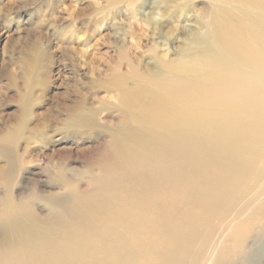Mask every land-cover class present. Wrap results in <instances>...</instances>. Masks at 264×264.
Here are the masks:
<instances>
[{"label":"rangeland","instance_id":"374dc122","mask_svg":"<svg viewBox=\"0 0 264 264\" xmlns=\"http://www.w3.org/2000/svg\"><path fill=\"white\" fill-rule=\"evenodd\" d=\"M251 53L264 0H0V264H167L170 230L264 264Z\"/></svg>","mask_w":264,"mask_h":264},{"label":"bare ground","instance_id":"6f19581e","mask_svg":"<svg viewBox=\"0 0 264 264\" xmlns=\"http://www.w3.org/2000/svg\"><path fill=\"white\" fill-rule=\"evenodd\" d=\"M258 13V12H257ZM217 20L215 21V24H213V26L217 25ZM212 28V26H211ZM218 32H219V26H216ZM213 29V28H212ZM216 32L214 29L213 31H210L208 29V32L205 34L204 38L205 40H211L212 39V35L213 37L215 38L216 36ZM215 33V34H213ZM219 35V33H217ZM217 50H219L220 53L223 52V50L220 48H217ZM218 52V51H217ZM218 52V53H219ZM252 57V63L255 62L256 65L254 66V69H252L251 71H249L244 79H242L241 81H244L245 83L241 84L240 82L237 84L236 87H239V86H243L245 87L244 90H250V91H253V92H262V90H264V61H261L260 58H263L264 60V55H255L254 53H251ZM221 56V55H219ZM219 80L218 82H220V88H228L230 89L232 86L230 85V79L232 80L233 76L229 75V73H226V75H222L221 77H218ZM241 79V78H240ZM161 80V79H160ZM229 82V83H227ZM251 88V89H250ZM210 93V92H209ZM212 95V94H211ZM217 96V95H216ZM223 97H225V95H223ZM213 99V98H212ZM216 99V98H215ZM217 100V99H216ZM215 103V102H214ZM215 105V104H214ZM227 105V104H226ZM235 105V104H234ZM245 110V109H244ZM242 111V110H241ZM249 111V110H248ZM223 113V112H222ZM241 113V112H240ZM214 114V113H213ZM200 116V114H199ZM239 116V115H238ZM243 115H241L242 117ZM264 118V117H263ZM193 119V118H192ZM194 120V119H193ZM198 120V119H197ZM165 121V120H164ZM166 122V121H165ZM172 122H174L172 120ZM164 123V122H163ZM175 123V122H174ZM173 130V128H172ZM177 134V133H176ZM196 140V139H195ZM198 144V143H197ZM182 151V150H181ZM180 151V152H181ZM226 154V153H225ZM229 154V153H228ZM201 157V156H200ZM213 158V157H212ZM231 158V157H230ZM235 159V158H234ZM239 160V159H237ZM200 161V160H198ZM250 162V161H249ZM252 162V161H251ZM241 165V163H240ZM248 166V165H247ZM181 168V167H180ZM228 170V169H227ZM247 173V172H246ZM254 173V172H253ZM235 174V173H234ZM255 176V174H254ZM205 180V179H204ZM211 182V181H210ZM210 187V186H209ZM211 188V187H210ZM246 187H244L245 189ZM258 189H261V188H258ZM248 190V189H247ZM251 190V189H250ZM208 194V193H207ZM257 194V193H256ZM254 198V197H253ZM232 199V198H231ZM204 200V199H203ZM250 200V198H249ZM248 203V202H247ZM206 207V206H205ZM256 207V206H255ZM136 211V210H135ZM156 215V214H154ZM157 216V215H156ZM21 224V222H20ZM35 224V223H34ZM23 225V224H22ZM236 227V226H235ZM11 230V229H10ZM15 230V229H14ZM106 230V229H105ZM236 230V229H235ZM242 230V229H241ZM247 230V229H245ZM244 230V231H245ZM19 232H21L24 236L28 237V238H34L37 236V230L29 225L27 223V225L25 226H22L19 230ZM193 232V231H192ZM242 232V231H241ZM228 233V232H227ZM41 235V234H40ZM111 236V234H109ZM243 235L245 236V234L243 233ZM116 237V236H115ZM237 237V236H236ZM168 242L170 243V246H169V251H168V254H167V260L165 259L166 263L167 264H173L174 263V258H175V255L176 253H178V251L182 248H188L189 244H190V241H191V234H189L188 236H185V237H182L180 235H178L177 231L175 230H170L168 231ZM221 238V237H220ZM223 238V237H222ZM222 238L220 240H222ZM219 240V241H220ZM242 240V239H241ZM243 241V240H242ZM31 243V242H30ZM119 243V242H118ZM220 243V242H219ZM234 244V243H233ZM217 245V243H216ZM140 246V245H139ZM241 246V245H240ZM220 247V246H219ZM145 248V247H144ZM97 250V249H96ZM101 250V249H100ZM188 251V250H187ZM98 253V252H97ZM145 253V252H144ZM101 255V254H99ZM215 259V258H214ZM153 260V259H152ZM211 260V259H210ZM107 261V260H106ZM217 261V260H216ZM100 262V261H99ZM212 262V261H211ZM215 261H213L214 263ZM5 263V262H4ZM101 263V262H100ZM102 264V263H101ZM210 264V263H209Z\"/></svg>","mask_w":264,"mask_h":264}]
</instances>
